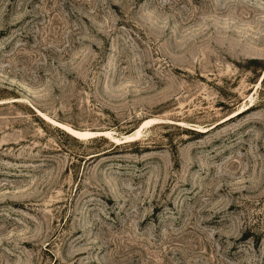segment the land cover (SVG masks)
Masks as SVG:
<instances>
[{"label":"rangeland","instance_id":"rangeland-1","mask_svg":"<svg viewBox=\"0 0 264 264\" xmlns=\"http://www.w3.org/2000/svg\"><path fill=\"white\" fill-rule=\"evenodd\" d=\"M0 264H264V0H0Z\"/></svg>","mask_w":264,"mask_h":264},{"label":"bare ground","instance_id":"bare-ground-1","mask_svg":"<svg viewBox=\"0 0 264 264\" xmlns=\"http://www.w3.org/2000/svg\"><path fill=\"white\" fill-rule=\"evenodd\" d=\"M39 114L47 121L51 122L54 125H61L60 123L50 119L47 115L39 112ZM152 122H155V120H148L145 121L139 128H137L134 132L128 133L125 135H121V137L115 136L111 131H105V132H91V131H78V130H73L67 125L62 124V127L74 134V136L77 137V139H89L98 135L105 136L109 138L112 142H126V141H131L134 139H137L139 135L141 134V128L145 125H148ZM70 135V134H69ZM143 135V134H142Z\"/></svg>","mask_w":264,"mask_h":264},{"label":"water","instance_id":"water-1","mask_svg":"<svg viewBox=\"0 0 264 264\" xmlns=\"http://www.w3.org/2000/svg\"><path fill=\"white\" fill-rule=\"evenodd\" d=\"M98 136H100V135H98Z\"/></svg>","mask_w":264,"mask_h":264}]
</instances>
